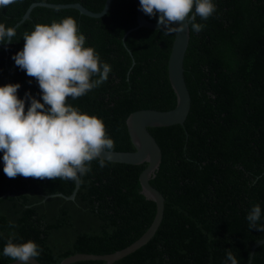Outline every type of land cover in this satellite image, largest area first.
<instances>
[{"label": "trees", "instance_id": "1", "mask_svg": "<svg viewBox=\"0 0 264 264\" xmlns=\"http://www.w3.org/2000/svg\"><path fill=\"white\" fill-rule=\"evenodd\" d=\"M107 0H15L0 7V23L15 27L34 3L76 4L100 13ZM216 11L202 31L191 30L185 80L191 110L184 125L149 128L162 150L150 181L165 198L163 221L151 241L114 264H264V232L249 229L246 217L261 206L264 225V0H213ZM194 13V9H193ZM71 16L102 62L111 66L106 82L68 104L100 118L114 152H133L127 119L139 110H173L177 97L169 79L175 33L137 27L133 0H113L101 18L75 8L35 7L16 28L7 49L0 44V86L20 84L18 97L40 100L37 81L15 65L23 34L36 24ZM146 18L157 22L159 16ZM190 25V24H189ZM191 29V25H190ZM98 77H93L97 79ZM30 102L26 101V109ZM0 152V264H11L3 247L31 240L41 249V264H61L76 254L108 255L140 239L157 213L142 194L140 176L148 164L91 162V172L76 182L39 180L3 172ZM12 222L15 227H10ZM73 264H106L80 261Z\"/></svg>", "mask_w": 264, "mask_h": 264}, {"label": "clouds", "instance_id": "2", "mask_svg": "<svg viewBox=\"0 0 264 264\" xmlns=\"http://www.w3.org/2000/svg\"><path fill=\"white\" fill-rule=\"evenodd\" d=\"M13 3L15 0H0V7ZM139 3L145 15L159 16L157 24L163 27L165 35L183 32L189 24L192 31L199 33L205 25L196 22L197 16L207 20L216 11L213 0H139ZM15 35L13 27L0 23V44ZM23 41V49L12 59L37 81L43 103L28 92L20 99L18 83L0 86L3 172L10 179L22 176L82 183L80 177L91 172L92 161L99 160L100 167H104L106 160L111 159L115 142L107 135L100 118L82 113L67 101L80 98L106 82L111 66L101 61L94 48L85 47L86 37L71 16L59 22L53 20L50 25L36 24L33 31L24 32ZM26 101L30 102L27 109ZM261 214L259 204L251 207L246 217L249 229L264 232V225H258ZM9 226L15 227L12 222ZM15 239L13 232L3 247L4 256L29 264L40 255L41 249L35 242L14 243ZM226 259L238 264L231 250H226Z\"/></svg>", "mask_w": 264, "mask_h": 264}, {"label": "water", "instance_id": "3", "mask_svg": "<svg viewBox=\"0 0 264 264\" xmlns=\"http://www.w3.org/2000/svg\"><path fill=\"white\" fill-rule=\"evenodd\" d=\"M112 1L113 0H107L103 11L100 13L92 12L86 9L80 3L66 5L34 3L29 7L22 20L14 27V29L16 30L19 25L30 19L32 10L37 6H45L55 9L75 8L79 10L83 15H86L88 17L101 18L109 11ZM133 1L135 3L137 11V27L131 29L126 35L139 28H145L149 30L163 29V27L159 26L157 22H151L146 18L145 14L140 10L139 0ZM173 27H179V25H173ZM190 34V25H188V27H185V30L183 32L175 33V39L169 59V79L177 97L176 107L173 110L169 111L139 110L132 113L127 119L126 123L131 141L135 147V151H112L111 159L106 160L113 163H123L130 165H141L144 163L148 164L147 168L140 176V184L142 187V194L148 200L153 201L157 206V213L154 222L140 239L123 250L108 255L76 254L65 259L61 264H73L80 261H104L106 262V264H114L115 262L129 256L130 254L144 247L157 233L164 218L165 198L154 186L151 185L150 181L155 177V174L162 162V150L155 137L149 131V128L184 125L190 113L192 104L191 95L187 87L184 75V61L190 43ZM10 41L11 38H9L6 44L3 46L5 49L8 48ZM79 188L80 183H76V188L70 197H67L63 194H60L58 196L64 197L68 200H74ZM263 244L264 240L253 246L252 254H254L255 250ZM11 264H22V262L16 261ZM29 264L41 263L35 259L30 260ZM249 264H251V262Z\"/></svg>", "mask_w": 264, "mask_h": 264}]
</instances>
